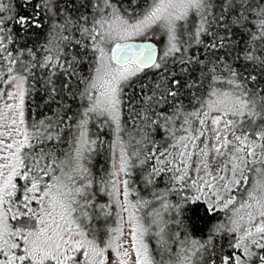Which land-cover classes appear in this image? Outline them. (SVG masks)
<instances>
[{"label":"trees","instance_id":"trees-1","mask_svg":"<svg viewBox=\"0 0 264 264\" xmlns=\"http://www.w3.org/2000/svg\"><path fill=\"white\" fill-rule=\"evenodd\" d=\"M158 1L0 0L8 51L26 82L27 144L22 174L7 201L14 229L40 228L33 209L52 206L49 191L64 189L85 235L100 246L113 240L120 223L113 167L117 129L108 115L90 108L96 32L111 9L135 23ZM178 35L174 54L160 56L155 67L141 69L120 89L118 131L129 192L140 206L153 262L167 264V257L173 264L182 255L196 256L197 264H233L244 255L226 212L195 198L193 153L181 152L167 128L232 77L235 91L258 112V118L235 125L236 133L257 140L264 157V0H207L199 15L179 24ZM139 40L159 46L154 38Z\"/></svg>","mask_w":264,"mask_h":264},{"label":"rangeland","instance_id":"rangeland-1","mask_svg":"<svg viewBox=\"0 0 264 264\" xmlns=\"http://www.w3.org/2000/svg\"><path fill=\"white\" fill-rule=\"evenodd\" d=\"M206 2L159 0L135 23L125 21L114 9L100 19L97 62L88 94L91 110L108 115L117 129L113 167L120 213L116 234L105 246L85 235L64 189L49 191L52 206L40 212L33 209L42 220L40 228L25 231L11 225L7 201L22 174V151L27 144L26 82L8 51L0 22V264H157L150 256L140 206L130 196L129 164L118 131L121 86L141 69L132 61L115 64L112 51L123 41L154 38L165 60L179 48V24L192 13L199 15ZM225 82L230 85L223 87ZM236 86L232 77L220 80L197 110L178 125L170 120L167 137L179 140L181 152L193 153L189 162L195 198L212 211L226 212L228 227L237 235L244 255L233 264H264V157L257 140L238 136L235 129L242 120L258 118V112L235 91ZM87 140L83 134L82 146ZM181 257L173 264H197L196 256ZM164 262L171 261L165 257Z\"/></svg>","mask_w":264,"mask_h":264},{"label":"water","instance_id":"water-1","mask_svg":"<svg viewBox=\"0 0 264 264\" xmlns=\"http://www.w3.org/2000/svg\"><path fill=\"white\" fill-rule=\"evenodd\" d=\"M160 55L158 44L152 40H129L116 44L112 51L117 65L134 62L140 69L149 70L156 66Z\"/></svg>","mask_w":264,"mask_h":264}]
</instances>
